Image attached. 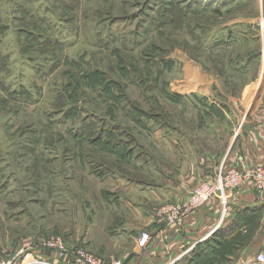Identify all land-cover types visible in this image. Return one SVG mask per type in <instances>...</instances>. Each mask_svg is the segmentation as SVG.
<instances>
[{"label": "rangeland", "instance_id": "374dc122", "mask_svg": "<svg viewBox=\"0 0 264 264\" xmlns=\"http://www.w3.org/2000/svg\"><path fill=\"white\" fill-rule=\"evenodd\" d=\"M234 11L213 0H0L1 259L23 250L25 264H75L44 246L59 238L127 264L152 212L178 205V218H161L172 224L212 200L221 208L215 196L188 205L199 184L242 169L220 168L182 201L169 192L183 149L214 134L207 119L230 137L244 110L227 100L260 60L255 31L228 25Z\"/></svg>", "mask_w": 264, "mask_h": 264}, {"label": "crops", "instance_id": "0c3cea01", "mask_svg": "<svg viewBox=\"0 0 264 264\" xmlns=\"http://www.w3.org/2000/svg\"><path fill=\"white\" fill-rule=\"evenodd\" d=\"M213 2L228 9L236 8L229 17L228 25L245 26L255 31L254 38L258 45L254 61L260 60V65L256 67V75L243 87L242 93L227 100V104H231L230 110L234 109L232 106L239 108L238 105L244 108L239 111L237 123L230 129L233 131L230 137L216 135V128L221 124L216 117L209 116L208 126L214 134L206 140L199 139L197 150L183 149L184 153L176 164V184L173 191L169 192V199L174 202L185 200L200 179L214 177L220 168L250 170L264 163V26L261 25L264 19V0ZM244 211L246 213L238 225L233 228L227 226L236 219L239 212ZM219 212L221 208L217 200H212L202 209L172 224L161 219V212H158V216L157 212H152V216L143 222L146 227L141 230L150 234L149 242L138 248L134 241L133 252L124 257V262L258 264L256 255L264 250V188H258L252 181H248L233 193L229 204L230 213L222 226L225 246L222 255L217 256L214 250L203 246V243L215 232Z\"/></svg>", "mask_w": 264, "mask_h": 264}, {"label": "built area", "instance_id": "2783aa9c", "mask_svg": "<svg viewBox=\"0 0 264 264\" xmlns=\"http://www.w3.org/2000/svg\"><path fill=\"white\" fill-rule=\"evenodd\" d=\"M261 25L264 26V19L261 21ZM252 181L256 187L264 188V163L259 164L256 167L250 170H231L224 171L217 176L215 181L213 182H203L199 184L193 194L192 200L188 205V209H194L201 206L207 199L212 196H215L220 199L221 202V212L225 216L229 212V197L231 192L241 186L243 183ZM182 208L178 205H172L170 207L163 208L160 212L164 215L171 213L173 214V219L178 218L181 215ZM224 220L222 218L221 222L214 229L216 231L219 229L221 224L223 225ZM150 240V234L148 232H143L138 237V246L140 248L147 245ZM44 243V246L49 248H53L55 251H60V254L63 256H69L73 258L75 264H123L121 260L112 259L105 260L97 255H94L90 252H86L82 248L74 249L68 248L64 245L63 241L59 238H54L52 241ZM23 250L19 251L13 258L11 259H1L0 264H25V261H19V256L21 257ZM256 263L264 264V252H259L256 255ZM44 264H57L54 261H50V263L45 262Z\"/></svg>", "mask_w": 264, "mask_h": 264}, {"label": "trees", "instance_id": "16d2710c", "mask_svg": "<svg viewBox=\"0 0 264 264\" xmlns=\"http://www.w3.org/2000/svg\"><path fill=\"white\" fill-rule=\"evenodd\" d=\"M202 1L204 2L207 0H202ZM245 211H247V210H245ZM245 211L239 212L236 219L233 222H231L230 225L228 224L227 226L233 228L236 225H238L240 220H242V215L246 213ZM223 230H224V227L217 229L212 234V236L203 243V246H209L211 248V250H214V252L216 253L217 256L222 255L223 249L225 246L224 238H223V234H224Z\"/></svg>", "mask_w": 264, "mask_h": 264}]
</instances>
